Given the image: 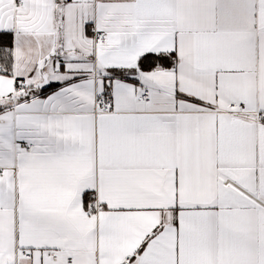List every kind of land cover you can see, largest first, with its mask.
<instances>
[{
    "label": "snow or ice",
    "instance_id": "snow-or-ice-1",
    "mask_svg": "<svg viewBox=\"0 0 264 264\" xmlns=\"http://www.w3.org/2000/svg\"><path fill=\"white\" fill-rule=\"evenodd\" d=\"M0 264H264V0H0Z\"/></svg>",
    "mask_w": 264,
    "mask_h": 264
}]
</instances>
